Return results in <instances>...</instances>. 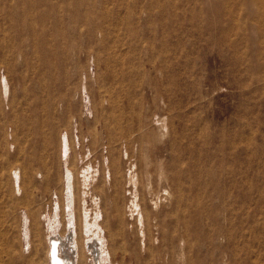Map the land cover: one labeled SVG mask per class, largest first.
<instances>
[{
	"label": "rangeland",
	"instance_id": "374dc122",
	"mask_svg": "<svg viewBox=\"0 0 264 264\" xmlns=\"http://www.w3.org/2000/svg\"><path fill=\"white\" fill-rule=\"evenodd\" d=\"M91 1L97 10L87 13L89 22L78 20L70 6L57 45L46 39L66 60L50 90L43 88L47 72L32 33V26L40 30L37 12L16 38L9 20L15 0L0 2V40L10 42L3 47L0 41V264L6 251L19 264H31L26 213L37 214L46 231L49 216L68 223V215L56 216L67 189L69 162L61 153L67 134L79 195L89 192L80 201L82 216L88 206L96 217L98 198L109 214L108 264H190L191 258L192 264H264V0ZM50 100L52 107L41 104ZM36 114L43 135L53 136L41 150L33 149L43 139L32 133ZM38 157L48 170L38 166ZM146 161L154 185L160 169L172 177L180 168L196 178L198 238L185 260L179 248L173 254L166 253L169 245L156 248L148 224L144 247L137 216L140 238L125 233L130 166L141 205L150 203ZM109 170L113 178L106 183ZM57 232L64 235L63 225ZM90 245L94 255L97 246Z\"/></svg>",
	"mask_w": 264,
	"mask_h": 264
},
{
	"label": "bare ground",
	"instance_id": "6f19581e",
	"mask_svg": "<svg viewBox=\"0 0 264 264\" xmlns=\"http://www.w3.org/2000/svg\"><path fill=\"white\" fill-rule=\"evenodd\" d=\"M2 1L5 0H0V2ZM70 6H72V8L74 9V13L77 16L78 20L85 22H89L87 13H94L97 10V4L92 2L91 0H15L14 6L9 9V20L12 22L14 27H17L15 32L16 38L22 37L24 23L29 22L32 19L31 13L33 11L37 12L36 20L37 24H39L38 27L40 28V30L36 27L33 28L32 26V33L33 37L37 40L36 49L38 57L47 72L44 80L42 81L43 88L45 90L54 89L55 85L50 83H54L57 81V78H59V73L62 72L63 65L66 62V60L62 58L61 51L59 49H57L56 47L50 48L46 45V39L47 37H49L50 39L52 38L54 43L57 45L58 38L63 35V32H61L62 30L60 29L64 21L62 13ZM86 7L88 10L87 12L84 11V8ZM0 11H2L1 8ZM47 20H50V26L46 27L45 22ZM0 41L2 42L3 47H7V45H9L10 43L9 40L5 38L1 39ZM48 78L50 80L49 83L47 82ZM4 82L6 87L4 95L9 97L10 93L9 89L7 88V77H4ZM53 102L54 100L45 101L42 103L36 102L35 105L41 103L45 104L47 107H52ZM35 118L38 122V125L34 126L32 133H34L36 137L42 136L43 139H38L39 143L35 144L33 149L41 150L44 147L47 148V146L51 143L53 136H48L47 134L43 135L44 129L41 126L39 115L36 114ZM105 126L108 127V121H106ZM162 126L166 131H168V125L162 123ZM125 139L126 141L129 140V138L127 137ZM61 144L62 157H64V159L69 162V165L68 168H66L68 169V174L66 175L67 177H65L67 189L65 193H62V197L58 199L59 203L57 204H59V208L56 211V216L59 217L60 215H62L63 220L68 215L69 221L66 224L61 222V224L60 219L53 220V218L49 216V218L47 217V219H49L50 221L48 222L49 226H47L48 230L46 231L42 226L40 218L37 214L26 213L24 217L26 227L25 236L28 239V244L30 245L29 252L32 256L31 264H65L67 259L70 260L72 264H108L106 262L105 256L107 254L109 256H112V253L107 247V235L104 225L105 220L106 218H108L109 214L107 213L106 215L104 213L102 204L101 202H99L98 198L95 201L97 205L96 212L94 211L96 213V217L92 218L88 206L83 207L85 211V218L84 216H82L80 201H86V196L87 194H89V192L83 190L85 196L83 195L84 197H81L79 195L78 177L71 162L72 160L69 152L71 148V139L68 134L62 138ZM114 152H116V149L114 150ZM125 153L126 156H130V150L128 147H126ZM37 163L39 167L45 168L46 170L49 169L48 164H46L44 160L39 159V157ZM131 167L132 166H130L129 176H127V180L131 186V189H129V194L131 195L132 201L128 209L129 219L125 221V233L132 237L134 240L140 238V234L137 230V222L134 220V217L137 216V220H139L142 224L141 230L139 228L138 229L139 232L143 235L142 242L144 247H146L147 243L146 237L148 234V224L150 233L154 230L153 240L155 244L158 243L156 244V248H159V246H161V249H164L165 251L166 248L164 247H167L169 245L170 251L166 250L167 254H173L179 248V254L181 255V258L185 260V254L191 253L198 238L199 218L197 216L195 208V176L189 171L185 172L184 170L177 168L171 177L166 173L165 170L160 169L158 170V174L155 177V179H157V184L154 185L153 173H151V171L149 170V168H151V163L146 161L145 168H147L146 177L148 180L146 182L145 193H147L150 203L149 205L145 204L143 207L140 202V193L138 191L137 185L138 176L135 172V168L131 169ZM32 168L35 169V167ZM25 169L31 170V167L26 166ZM111 174V170H109L105 177L106 183H110L111 178H113ZM88 176V174L85 175L86 179L85 181H83L86 183V186L90 185V182L88 183ZM14 178L16 179L15 181L18 184L17 187H19V190H21V179H23V177L20 170H16ZM101 179L104 180L103 177H101ZM163 182H165V187L161 185V183ZM96 189L97 185L94 188V195L99 196L100 193H98ZM125 191L127 195L128 189L125 188ZM64 195H66V199L64 198ZM166 201H169L171 205L173 204L172 209L168 208ZM164 206L166 207V210H169L168 213L164 212ZM5 214L6 211H4V215ZM43 216H45V214ZM152 218L153 224L151 222ZM59 225H63L64 231H66L64 235H61L60 232H57L59 229ZM127 238L129 239V237ZM33 239L35 242L34 244L32 243ZM6 240L7 239L5 238L4 242H6ZM159 240H161L163 243L159 244ZM91 242H94L95 246L98 247L99 245L101 247V250L96 247L97 250H94V255H92L91 252ZM8 245L9 243L6 244L7 248ZM52 245H54L55 248L51 256ZM191 260L193 259L191 258L189 260L190 264H192ZM111 263L119 264L117 262ZM2 264H19V262H17L16 258L13 257V254L10 251H6L2 259Z\"/></svg>",
	"mask_w": 264,
	"mask_h": 264
},
{
	"label": "water",
	"instance_id": "95a60500",
	"mask_svg": "<svg viewBox=\"0 0 264 264\" xmlns=\"http://www.w3.org/2000/svg\"><path fill=\"white\" fill-rule=\"evenodd\" d=\"M52 244H53V243H52ZM54 248H55L54 245H52V251H51L52 253H51V256H52V254H53ZM67 260H68V259H67ZM67 260H66V263H65V264H72L70 260H68V261H67Z\"/></svg>",
	"mask_w": 264,
	"mask_h": 264
}]
</instances>
